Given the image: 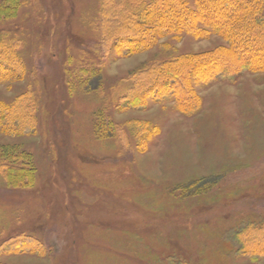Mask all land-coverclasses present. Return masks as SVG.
I'll use <instances>...</instances> for the list:
<instances>
[{
    "label": "rangeland",
    "instance_id": "obj_1",
    "mask_svg": "<svg viewBox=\"0 0 264 264\" xmlns=\"http://www.w3.org/2000/svg\"><path fill=\"white\" fill-rule=\"evenodd\" d=\"M99 17V0H17L0 16L26 68L0 81V111L28 91L38 102L34 130L0 121V148L33 159L28 185L0 173V246L28 238L0 264H264L237 236L264 219V71L199 80L192 109L167 95L132 107L117 83L224 40L168 33L99 55ZM80 60L98 71L70 87Z\"/></svg>",
    "mask_w": 264,
    "mask_h": 264
},
{
    "label": "trees",
    "instance_id": "obj_2",
    "mask_svg": "<svg viewBox=\"0 0 264 264\" xmlns=\"http://www.w3.org/2000/svg\"><path fill=\"white\" fill-rule=\"evenodd\" d=\"M193 1L194 7L186 0H99L98 43L95 46L99 55L112 49L123 56L142 52L168 33L185 32L200 38L213 34L224 40L211 50L157 62L134 72L117 83L112 92L114 96L132 107L140 106L146 98L173 96L177 105L186 110L192 109L196 102L194 83L199 80L209 81L243 71H264V0ZM16 8L17 0H5L0 4V16ZM16 43L15 35L0 31V81L22 76L25 72L23 60L15 49ZM96 71L97 64L80 60L78 66L66 73L67 82L70 87L75 84L73 81L83 86ZM37 109L38 102L31 91L20 95L2 106L0 121L7 125L2 129H16L19 134L34 130ZM107 128L114 132L116 126L109 120ZM13 149L10 146L0 148V173L7 183L20 188L31 181L33 159L30 154ZM237 236L245 253L264 257V219L248 225ZM22 239L12 238L3 243L0 254L15 250ZM27 240L25 238L24 243Z\"/></svg>",
    "mask_w": 264,
    "mask_h": 264
}]
</instances>
